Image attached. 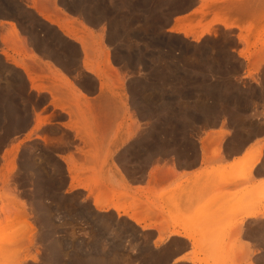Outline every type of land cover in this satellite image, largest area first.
Wrapping results in <instances>:
<instances>
[{
  "label": "rangeland",
  "instance_id": "374dc122",
  "mask_svg": "<svg viewBox=\"0 0 264 264\" xmlns=\"http://www.w3.org/2000/svg\"><path fill=\"white\" fill-rule=\"evenodd\" d=\"M199 1L0 0V85L8 86L21 79L1 59L16 65L20 64L19 58L32 60L34 73L43 76L46 70L54 71L52 65L41 62L42 56L28 51L27 43L36 40L37 34L48 36L42 44L43 52L58 58V64L65 66L69 76L76 81H90L85 78L88 75L83 68L73 65L70 55H58L61 48L54 40L55 28L38 16L33 18L30 12L34 13L35 9L52 23L58 22L59 15L67 21L79 17L85 25L86 22L92 26L110 25L111 45L102 40L91 41L85 26L77 28L69 22L62 27L66 34L96 52L97 58L91 62L99 76L107 79V94L113 109L119 104L116 90L120 84L114 68L144 67L147 71L143 82L136 81L135 75H128L127 106L133 107V113L137 114L138 110L141 120L140 124L134 118L130 121L137 128L131 135L139 133L141 137L133 142L129 140L125 153L113 155L117 147L114 143L118 142L114 139L107 156H99L97 140L90 138L85 128H79L87 154L82 156L83 161L79 156L73 162L85 163L77 174L83 186L90 185L89 197L82 191L68 194L67 188L58 192L67 177L61 172L63 164L57 158L52 163L51 158L39 154L34 157L29 150L36 175L19 169L17 176L10 177L12 169L18 170L22 156L20 162L18 157L15 162L10 157L8 168L0 173V181L12 180L18 188H6L0 194V264H40L41 257L45 258L44 264L165 263L169 253L153 255L149 250V233H138L133 223L110 212L92 213L90 197H95L98 207H116L120 214L136 213L138 222L145 226L153 222V199H159L162 211L170 215V221L164 219L160 223L161 231L168 232L172 226L190 242L197 240L198 244H193L197 264H242L248 260L250 264H264V219L251 221L245 232L241 230L243 224L239 227L243 215L264 214V181L247 187L255 180L253 171L249 173L248 169L256 159V164L263 160V147L248 152L231 167L221 165L224 147L231 150L250 137H264V0H211L181 25L186 38L159 32L173 16L188 13ZM15 2L23 4L30 13L21 21L25 35L15 22L6 21L7 17L18 15ZM67 8L75 13H69ZM207 29L209 34L201 36ZM198 36L197 43L189 41V38L196 41ZM20 103L24 104L23 99ZM27 103L26 100L28 108ZM8 108L3 111L9 121L0 120L3 134L0 148L9 135L21 132L28 125V115L13 116ZM219 122L236 134L235 140L228 142L223 140L227 132L223 136L214 134L205 141L209 165L214 167L201 177L181 181L171 190L157 192L159 185L167 184L165 176L154 189L151 185L147 191L131 192L129 184H142L153 164L178 161L181 166L193 165L197 160L196 145L179 137L197 133L200 128L215 127ZM119 132L120 129L115 136ZM61 135L70 138L68 133ZM138 145L142 148L134 150ZM41 150L39 146L33 147L37 153ZM109 162L112 171L107 172L104 167ZM115 163L125 170L121 171ZM175 197H187L191 206L196 203L199 206L193 214L185 215L183 208L176 205L179 212L176 216L171 210ZM41 214L47 216L46 226L38 220ZM161 238L166 241L168 234ZM206 238L217 240L216 245L206 246ZM53 247L58 248L57 255ZM33 250L37 251L36 255Z\"/></svg>",
  "mask_w": 264,
  "mask_h": 264
},
{
  "label": "crops",
  "instance_id": "0c3cea01",
  "mask_svg": "<svg viewBox=\"0 0 264 264\" xmlns=\"http://www.w3.org/2000/svg\"><path fill=\"white\" fill-rule=\"evenodd\" d=\"M210 1L211 0H200L197 6L194 9L190 10L188 13L173 16L169 20V22L159 30V32L165 33L166 35L173 34L182 38H186L187 36H185L182 32H175L173 30L176 28H181L183 30L181 25L187 22L193 16L197 15L196 12L202 10L200 8L204 7ZM17 9L18 15L15 17H10L6 19V21L15 22L18 30L24 33V35L26 33L22 31L21 21L27 19V16L30 15V13L33 18L35 17L36 19H38L36 17L38 16L42 21L52 25L57 33L56 35H54V40L57 44L60 45L59 48H61V51L58 55L62 56V53L70 55L73 65L77 67V69L83 68L84 73L88 75L85 78L89 79L90 81L89 83H87L84 80H74L72 76H69L66 73L65 66H61L58 64V58L52 55L45 54L43 52L42 44L46 43L48 37L47 35L46 37L42 34H37L35 36L36 40L30 39V43H27L29 52H34L42 56L43 60H41V62L45 66H47L48 64L53 66L54 71L46 70V76H43L39 73H34L35 64L32 60H23L19 58L18 60L20 61V64L16 65L12 62H8L6 59L5 61L7 63L3 59H1L2 64L5 67L7 66L12 70L18 72L21 75V79H19L15 84L11 83L8 86L0 85V111L4 113L5 111H3V109H6V107H10L13 116L20 117L28 115V125L21 132L9 135V137L2 144L0 148V173L1 171H6V169L8 168V164H10V157L12 158V162H15L16 157H18L20 162L21 153L25 150H30L32 156L34 157L38 156L39 154L41 157L44 156L51 158L52 163L56 160L55 158H57L59 162L63 164V169L61 168L60 170L61 172L64 171L66 173L67 179L61 185V187H66V192L68 194H74L82 191L87 197H89V191L91 190L90 185L83 186L82 183L79 182L77 174L85 163L73 162V158L78 159L79 156L83 161L84 158L82 156H85L87 154V151H84L85 146L82 142V136L78 134L79 128H85L86 131L89 132L90 138L97 140L100 147L99 156H107L108 150H111V145L114 139L116 140V142H118L114 143L115 145L117 144V147H115L116 151L113 155L116 156L118 153L122 154L123 151L127 149V143L129 142V140H132L133 142L141 137V134L139 133L133 135V137L131 135V133H134L137 128L134 127V125L130 121H132V119L134 118L140 124L141 120L139 119L140 112L136 110L137 114L133 113V107L131 106L132 108L129 109V107L127 106V93H129L130 89L128 75H135L136 77L134 78L136 81L140 80L143 82L144 77L147 75V71L144 67H142L141 69H139L138 67L134 69H127L124 67L114 68L117 71V74L120 76V84L118 85V89L116 90L117 94H119L117 96V101L119 104L116 109H113L111 97L107 94V79L99 76V71L95 67L94 63L91 62L93 58H97L96 52L89 50V48L87 46H84L83 43H80L77 38L73 36L71 37L70 35L66 34L65 30L63 29V27L69 22L75 24L77 28L85 26L88 30V36L90 37L91 41H95L96 43H98L100 40H102L104 43H106L107 40H109V43L111 45L113 43V40L111 36L112 30L110 25L100 24L98 26H92L91 24L86 22V26L85 21L79 17L73 16L71 18V21H67L63 16L59 15H57L58 22L52 23L42 17L36 9L34 10V13H29V11L25 9L23 4H19V7H17ZM67 11L69 13H75V11L71 8H67ZM189 41L195 42L194 38H189ZM104 54L105 53H103V59ZM14 58L16 59V57ZM111 58V53H109V60ZM7 64H10L11 67ZM26 71H29V73L35 79L37 83L36 88L32 87L31 83L29 82ZM114 75L115 74L113 73L111 74V76L116 80V77ZM43 78H47V82H44L42 80ZM22 99L24 104L20 103ZM26 100L28 102V108L25 105ZM2 112H0V114L3 115ZM38 119L43 122L42 125L37 124ZM119 129V134L115 136ZM63 132L68 133L70 135V138H63L61 135V133ZM226 132L228 134L224 135L223 137V140L225 142H228L235 137V130H233L229 126L225 127L223 126L222 122H219L215 127L200 128L197 133H194L192 135L187 134L184 135V137L180 136V139L187 142H194L196 145L197 160L193 164V166H181L178 161L163 162L158 165L153 164L147 169L145 179L142 184H129V187H131V192L140 193L147 191L150 189L149 187L151 185L154 189V187L161 184L162 178L165 176L168 180L167 184L159 185L157 192H160L161 190L167 188L171 190L172 188H175V186L181 181L201 177V175L205 174L209 169L214 167L209 165V154L207 148L205 147V141L214 134ZM2 136L3 134L0 133V138ZM260 145H262L264 150L263 136L250 137L243 145L240 152L236 154L237 156H233L235 154L227 155L228 153H226V149L224 147L223 164L221 165L224 167L233 166L237 161L245 157L248 152L258 148V146ZM34 146H39L40 149H43V151L41 150L39 153H37V151H33ZM52 163L50 165H52ZM259 163L260 162H258L256 165L258 166ZM114 165L118 166L121 171L125 170H123V168L118 163H115ZM19 169L20 167L18 163V170L14 171V169H12L13 173L10 177H12V175L13 177L17 176ZM168 169H172V174ZM104 170L107 172L112 171L110 162L107 164V166L104 167ZM164 170L165 172H163ZM47 171L50 172L51 169L49 168L47 169ZM166 171H169V174L171 175H166ZM126 179L128 178L126 177ZM262 181H264V178L255 179L252 183H249L247 187L251 188L255 186L257 182ZM10 187L13 189L18 188L16 183H14L12 180H7L5 182L0 181V194L4 189ZM18 195L19 194L17 193V196ZM70 197L73 198V196ZM90 201L92 206V210H90L94 214L104 215L110 212L115 217H124L129 220L135 225L136 231L138 233H149L151 235V245L149 246V250L153 253V255H161L166 252L169 253V258L165 261L164 264H197L194 262V252L196 251V248L194 247L192 242H190L184 235H182L179 229L172 228V226H170L169 224L170 227H168V232L163 233L161 231V227L159 226L160 223L164 219L170 221V215L162 211V203L159 199H153L152 201L154 204L152 216L153 222L150 226H145L141 222L140 226L136 225L135 221L133 220L134 218L138 219V215L134 212L132 214H120L116 207H106L103 210H98L95 197H90ZM171 204L173 205L171 206V210L176 216L179 215V212L176 210V205L183 208L185 215H189V213L193 214L199 206L198 203L191 206L187 197H175ZM156 208L157 210H155ZM189 208H191L190 211L188 210ZM243 217H245V215H243ZM242 219L243 226L241 230L242 232H245V226L247 224L256 219H264V216ZM172 232H178L181 235L174 236L171 235ZM163 234H168V238L166 241H163V239L161 238ZM154 246H156L155 248L157 250H154ZM175 247H177V250L175 249ZM253 251H256L254 246ZM36 252V250H33L34 255H36ZM43 260H45V258L41 257L40 264H44ZM26 264L31 263L27 262ZM242 264H250V260Z\"/></svg>",
  "mask_w": 264,
  "mask_h": 264
},
{
  "label": "bare ground",
  "instance_id": "6f19581e",
  "mask_svg": "<svg viewBox=\"0 0 264 264\" xmlns=\"http://www.w3.org/2000/svg\"><path fill=\"white\" fill-rule=\"evenodd\" d=\"M204 6V5H203ZM203 8V7H202ZM202 8H200V9H202ZM199 12H201V10H199L198 12H196V13H199ZM173 31H175V32H182V33H184L185 34V32L184 31H182L180 28H176V29H174ZM109 33V32H108ZM207 34H209V30L207 29V30H205V31H203L202 33H201V36H203V35H207ZM186 35V34H185ZM198 39L195 41L196 43L198 42V40H199V38H200V36H198L197 37ZM27 72V76H28V80H29V82L31 83V85H32V87H37L36 86V81H35V79L32 77V75L29 73V71H26ZM3 91V90H2ZM1 92V91H0ZM3 93H4V91H3ZM5 94V93H4ZM3 94V95H4ZM7 94H9V93H7ZM9 95H11V94H9ZM8 95V96H9ZM5 96V95H4ZM7 96V97H8ZM3 100V99H2ZM8 100H10V99H8ZM12 101V100H11ZM11 103V102H10ZM9 105V104H8ZM1 106V105H0ZM15 107V106H14ZM17 108V107H16ZM9 109V108H8ZM10 111H11V108L9 109ZM0 112H2V111H0ZM3 113V112H2ZM18 113V112H17ZM20 113V112H19ZM0 120H2V121H7L8 119H7V117L4 115V113H3V115L2 114H0ZM191 120V119H190ZM194 120V119H193ZM43 121V120H42ZM42 123L43 122H41L39 119H38V121H37V124L38 125H42ZM7 124H8V122H7ZM220 135V134H219ZM221 136H223L222 135V133H221ZM155 138V137H154ZM222 138V137H221ZM153 139V138H152ZM234 140H235V138H233ZM242 140V139H241ZM248 140V139H247ZM246 139L244 140V143L241 145L240 143H238V144H236V146H235V148L234 149H231L230 150V148H225L226 149V153H228L227 155H232L233 153H236L237 151H239V150H241V147H243V145L246 143V141H247ZM139 142V141H138ZM241 142V141H240ZM136 143V142H135ZM140 143V142H139ZM142 143V142H141ZM135 145V144H134ZM143 145V144H142ZM241 145V146H240ZM18 147V146H17ZM229 147V146H228ZM134 150H140L141 148H142V146L141 145H138V146H134ZM240 148V149H239ZM15 150H17V149H15ZM149 150V149H148ZM150 151V150H149ZM204 151V150H203ZM134 152V151H133ZM137 152V151H136ZM142 152V151H141ZM127 153L129 154V150H127ZM130 155V154H129ZM132 155V154H131ZM22 162L19 164V167H20V170L22 169V170H24L25 172H33V174H35L36 175V173H37V169L35 168L34 169V164L32 163V156H31V154L29 153V150L27 151V150H25L24 152H22ZM148 156V155H147ZM150 156V155H149ZM148 156V157H149ZM226 158V157H225ZM222 159V158H221ZM145 161V160H144ZM151 161H153L152 159H151ZM258 161V159H256L254 162L255 163H252L251 165H252V167L250 168V169H248V170H250L249 171V173L251 172V171H253V173H252V176H253V178L254 179H261V178H264V157H263V160H261V162L258 164V166L256 165L255 166V164H256V162ZM145 163H146V161H145ZM147 164V163H146ZM190 165V164H189ZM193 166V165H192ZM253 167H254V169H253ZM170 169V168H169ZM168 169V170H169ZM253 169V170H252ZM167 170V169H166ZM170 171V173L172 174V169L171 170H169ZM169 171L167 172V174L166 175H168L169 174ZM163 172H165V170L163 171ZM247 173H248V171H247ZM171 174H169V175H171ZM248 175V177L247 178H249V174H247ZM156 176V175H155ZM251 176V175H250ZM99 204V203H98ZM106 207H104V206H102V207H100V205H99V207H98V210H103V209H105ZM264 216V214H258V213H255V214H247V215H245V217H247V218H256L257 216ZM245 217H243L244 219H247V218H245ZM39 222L40 223H42L44 226H46V224H47V216H45V215H40L39 216ZM133 221H135V223H136V225H138V226H140V223L138 222V220L136 219V218H134V220ZM242 224H243V220L239 223V227H241L242 226ZM142 229H144V228H142ZM172 235H174V236H179V235H181V234H179L178 232H172L171 233ZM185 238V237H184ZM187 239H188V237H186ZM193 238V237H192ZM192 238H191V240H192ZM194 239V238H193ZM216 243H217V240H215V239H213V238H209V239H205V244H206V246H211V247H214L215 245H216ZM192 244H198V242H197V240H196V242H193ZM54 249H53V251H54V254L55 255H57V253H58V248H55V247H53ZM54 256V255H53ZM57 257V256H56ZM55 256H54V258H56ZM44 261V260H43ZM54 261V260H53ZM33 262V261H32ZM41 262H42V260H41ZM44 263H45V261H44ZM57 263V262H56ZM203 264V263H202Z\"/></svg>",
  "mask_w": 264,
  "mask_h": 264
},
{
  "label": "water",
  "instance_id": "95a60500",
  "mask_svg": "<svg viewBox=\"0 0 264 264\" xmlns=\"http://www.w3.org/2000/svg\"><path fill=\"white\" fill-rule=\"evenodd\" d=\"M15 7L17 8V7H19V4H18V2H15ZM16 11H18V9H16ZM9 17H12V16H9ZM8 18V17H7ZM6 18V19H7ZM107 44H110L109 43V40H107ZM66 189V187H59V193H61L62 191H64ZM82 213V215L84 216V215H86V213L84 212V211H82L81 212ZM93 213V212H92ZM87 264H92L91 262H87Z\"/></svg>",
  "mask_w": 264,
  "mask_h": 264
}]
</instances>
